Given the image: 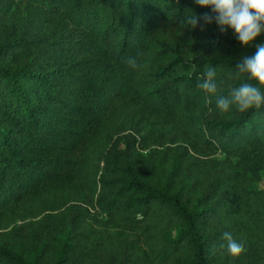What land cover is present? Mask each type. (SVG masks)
<instances>
[{
  "label": "trees",
  "instance_id": "trees-1",
  "mask_svg": "<svg viewBox=\"0 0 264 264\" xmlns=\"http://www.w3.org/2000/svg\"><path fill=\"white\" fill-rule=\"evenodd\" d=\"M204 12L0 0V227L55 212L68 228L47 220L29 248L0 244V264H264V106L216 104L245 82L264 91L235 67L264 38L186 23ZM208 68L215 95L197 86ZM145 124L185 138L167 171L135 149L129 130ZM226 231L245 243L236 258L219 248Z\"/></svg>",
  "mask_w": 264,
  "mask_h": 264
},
{
  "label": "clouds",
  "instance_id": "clouds-1",
  "mask_svg": "<svg viewBox=\"0 0 264 264\" xmlns=\"http://www.w3.org/2000/svg\"><path fill=\"white\" fill-rule=\"evenodd\" d=\"M195 3L210 8L211 12L188 17L186 23L192 29L198 26L200 20H203L204 24L215 22L221 33L231 28L242 45H251L255 38L264 34V0H195ZM200 28L201 31L204 30L203 25H200ZM255 48L253 55L244 57L235 67L238 73L246 74L247 80L264 85V42L255 44ZM127 63L133 69L139 67L135 57H129ZM197 86L206 93L215 95L218 90L215 69L208 68L205 78ZM216 104L222 112L228 111L233 105L240 112L251 108L259 109L264 106V91H261V87L245 82L232 88L229 95L217 96ZM222 240L224 243H221L219 248L226 250L233 258L246 251L245 243L235 239L230 232H224Z\"/></svg>",
  "mask_w": 264,
  "mask_h": 264
},
{
  "label": "rangeland",
  "instance_id": "rangeland-1",
  "mask_svg": "<svg viewBox=\"0 0 264 264\" xmlns=\"http://www.w3.org/2000/svg\"><path fill=\"white\" fill-rule=\"evenodd\" d=\"M261 36L264 38V34H261ZM147 127V124L139 125L129 130L135 138L142 140L141 143L137 141L135 149L137 152H142L144 154H155L159 162L162 161L163 170L167 171L171 165V154L177 150L179 144L185 143V138L178 132H170L168 134L165 132L156 133V131L149 132L146 129ZM154 133H156V135H154ZM141 145L145 147H140ZM259 185L264 187V169L261 171V181ZM61 215L62 214L53 212L44 217H42V215L33 217L25 216L23 218L16 217L5 226L0 227V244L7 243L10 246H16L21 243H27L26 247L29 248V237H35L34 234L36 231H40L39 236H43L45 224H49L47 220L59 224L60 227L57 230H62L67 226V217L65 218L63 216L61 220ZM67 230L68 228H65L63 232Z\"/></svg>",
  "mask_w": 264,
  "mask_h": 264
}]
</instances>
